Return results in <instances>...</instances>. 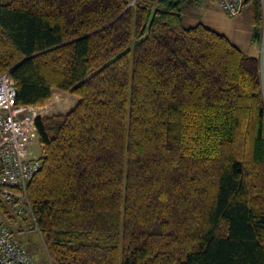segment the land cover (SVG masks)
Wrapping results in <instances>:
<instances>
[{
    "label": "trees",
    "instance_id": "trees-1",
    "mask_svg": "<svg viewBox=\"0 0 264 264\" xmlns=\"http://www.w3.org/2000/svg\"><path fill=\"white\" fill-rule=\"evenodd\" d=\"M186 1L0 0L15 105L75 99L35 121L30 211L0 196L50 264H264V61L183 27Z\"/></svg>",
    "mask_w": 264,
    "mask_h": 264
},
{
    "label": "built area",
    "instance_id": "built-area-1",
    "mask_svg": "<svg viewBox=\"0 0 264 264\" xmlns=\"http://www.w3.org/2000/svg\"><path fill=\"white\" fill-rule=\"evenodd\" d=\"M260 39V64L264 61V0ZM222 12L230 17L238 16L244 0H215ZM52 94H54L52 92ZM45 104L16 106V90L8 72L0 74V196L19 217L25 210L30 211L27 198V183L42 167L39 157H34L29 149L36 139L35 121L50 116L57 104L52 95ZM35 229L37 230L36 226ZM0 264H36L21 246L16 234L6 225L0 214Z\"/></svg>",
    "mask_w": 264,
    "mask_h": 264
},
{
    "label": "crops",
    "instance_id": "crops-1",
    "mask_svg": "<svg viewBox=\"0 0 264 264\" xmlns=\"http://www.w3.org/2000/svg\"><path fill=\"white\" fill-rule=\"evenodd\" d=\"M184 18L189 23L196 22V25L200 24L223 35L240 52L259 59L260 43L252 41L253 22L250 5L244 4L238 16L230 17L220 10L215 0H188L182 6V23ZM56 92L58 93V91L53 93ZM15 224H19L18 219Z\"/></svg>",
    "mask_w": 264,
    "mask_h": 264
},
{
    "label": "rangeland",
    "instance_id": "rangeland-1",
    "mask_svg": "<svg viewBox=\"0 0 264 264\" xmlns=\"http://www.w3.org/2000/svg\"><path fill=\"white\" fill-rule=\"evenodd\" d=\"M195 25L196 22L189 23L186 21V18H184L183 27L188 28ZM54 94L56 95L55 97L57 99V104L53 108L52 114L65 113L74 104L75 99L73 101L72 97H69L65 94H61L59 93V91L58 93L56 92ZM29 149L34 157H38L41 155V147L39 145L37 138L31 142V144L29 145ZM23 217L25 218L18 219L19 224H14L11 226V228L16 234V238L18 239L21 246L29 253V255L32 257V259L35 261L36 264H50L46 250L41 241L40 235L38 231L35 228H33L34 227L33 221L31 220L28 214H26Z\"/></svg>",
    "mask_w": 264,
    "mask_h": 264
},
{
    "label": "bare ground",
    "instance_id": "bare-ground-1",
    "mask_svg": "<svg viewBox=\"0 0 264 264\" xmlns=\"http://www.w3.org/2000/svg\"><path fill=\"white\" fill-rule=\"evenodd\" d=\"M3 218V217H2ZM11 230L13 231V229L11 228ZM14 232V231H13ZM15 233V232H14Z\"/></svg>",
    "mask_w": 264,
    "mask_h": 264
}]
</instances>
